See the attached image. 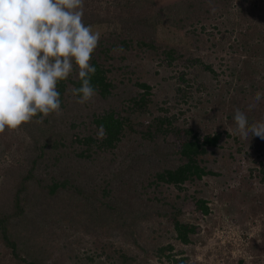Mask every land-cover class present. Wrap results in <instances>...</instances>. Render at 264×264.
Listing matches in <instances>:
<instances>
[{"label": "rangeland", "instance_id": "1", "mask_svg": "<svg viewBox=\"0 0 264 264\" xmlns=\"http://www.w3.org/2000/svg\"><path fill=\"white\" fill-rule=\"evenodd\" d=\"M194 5L193 25L185 28L197 36L192 56L171 64L159 57L150 60V84L157 104L143 120L168 119L170 126L161 131L148 124L135 126L137 131L157 135L158 145L153 147L143 140L130 141L147 155L160 144L179 150V140H188L181 134L184 129L200 136L218 134L217 145L204 157L213 174L183 184L182 190L150 186L140 202L131 194L123 203L117 202L120 211L103 207L98 213L94 200L98 196L87 199L72 190L82 179L87 184V174L81 165L84 160L73 152L77 146L70 141L74 134H86L84 127L92 114L119 108L120 99L104 100L96 95L80 104L68 86L60 114L50 121L57 143L54 150L45 148L43 162L34 171L43 178L45 172L57 171L56 178H67L68 185L49 195L43 187L50 184L48 177L41 187L27 180L20 202L24 212L10 220L8 229L21 258L35 264H264V184L259 177L264 139L242 138L233 119L239 108L249 124L264 120V99L249 110L255 93L264 92V1L195 0ZM117 11L115 7L114 13ZM130 15L135 17L138 12L130 11ZM249 55L256 57L245 73L242 61ZM29 138L22 129L0 133V215L17 211L13 202L16 190L35 155L27 148ZM61 152L69 153L66 161L53 165L54 155ZM178 159L173 154L153 166L174 167ZM135 173L140 171L132 169ZM118 196L113 188L112 197L109 194L105 199L115 205ZM198 200L204 201L207 214L198 211ZM177 208L179 220L195 227L187 244L176 238L169 222ZM159 249H164L160 257L156 254ZM0 264H25L13 258L1 237Z\"/></svg>", "mask_w": 264, "mask_h": 264}, {"label": "trees", "instance_id": "2", "mask_svg": "<svg viewBox=\"0 0 264 264\" xmlns=\"http://www.w3.org/2000/svg\"><path fill=\"white\" fill-rule=\"evenodd\" d=\"M194 1L84 0L83 22L85 25L91 26L94 33L98 32L100 35L98 46L90 60V65L96 68L95 74L91 75L90 82L97 89V96L102 99L113 100L115 97L120 99L119 108L108 109L103 115L92 114L89 124L84 127L86 134H74L70 141V145L77 146V148L74 147L73 152L78 158L84 160L81 165L86 168L87 174L84 177L87 184L82 179L78 188L74 186L72 190L77 196L87 199L98 196V199L94 198L98 202V213L103 207L112 208L116 212L120 211L121 209L117 210L119 202L123 203L125 197L131 194L139 201L140 197L149 194L147 188L150 186L158 188L161 185H167L182 190L183 184L213 174L211 170L207 169L204 157L210 153L209 148L217 145L218 134L200 136L190 129H184L181 134H186L188 140H179L180 148L176 150L173 146L164 147L161 144L158 148H152L158 145L155 141L157 135L150 130L142 132L135 129L136 125L148 124V128L155 127L156 131L157 129L161 131L168 125L170 126L168 119L154 118L152 122L143 120L157 104L153 85L150 84L153 82L149 76L152 67L150 64H152V59L157 57L163 58L171 64L186 55L192 56V49L198 40L194 30L185 31V28L188 25H193L191 14H194L193 9L196 8ZM109 5H111L110 8ZM113 5L112 13L108 14ZM149 6H153V9H146ZM105 7L109 9L104 10ZM115 7L118 11L114 13ZM130 11L138 12V15L132 17ZM117 46H122L124 52H113L112 50ZM245 49L251 50L246 46ZM254 57L256 56L249 55L246 57L247 59H244L245 61H242L245 73V70L252 65ZM206 68L211 70L210 67ZM150 79L151 81H149ZM81 83L78 71L74 69L66 80L59 81L57 84L60 100L68 86L70 94L73 95L72 89L79 88ZM54 116L55 113L50 114L43 118L42 123L38 124L36 123L40 119V114H38L30 122L18 128L30 137L28 141L24 140L29 142L27 148L32 154L35 152V155L31 154L29 166L16 190L13 202L17 211L10 215H0V237L4 245L10 250L13 258L25 264L35 263L28 262L19 256L16 244L11 240L8 229L10 220L24 212L20 202L21 194L26 189L27 180H33L41 187L44 185L42 183L45 178L48 177L50 184H45L43 187L49 195H54L60 188L65 189L69 181L67 178L57 179V171H54L53 174L45 172L44 178L34 175V171L39 169L43 162L42 156L45 148L53 149L52 146L57 143L50 124ZM100 125H103L106 130V137L103 139L97 137ZM130 140L147 142L152 146L150 152L146 155L143 151H139L138 144L132 143L131 145ZM61 147L64 148V144ZM79 147L82 148L79 150ZM132 149L134 150L131 151ZM68 154V152L56 153L53 165L58 161L65 162ZM173 154L179 156L178 165L174 167L170 165L169 167L153 166L157 161L163 163L165 158ZM103 169L107 171L104 172ZM132 169H137L140 173L134 175ZM259 173L260 181L264 184V163H261ZM116 179L119 183L115 182ZM145 180H147L146 185H144ZM88 186H92V188ZM113 188L117 190V195L120 194L119 201L116 200L115 203H118L115 205H112L109 199H105L109 194L112 197ZM197 205L200 213L204 215L208 213V208L204 205L203 200H198ZM179 214L180 211L177 208L170 214L169 222L176 238L183 244H187L189 235L194 233L195 227L182 223L179 220ZM163 253L164 249L156 251L159 257ZM123 259L126 260L124 256Z\"/></svg>", "mask_w": 264, "mask_h": 264}, {"label": "clouds", "instance_id": "3", "mask_svg": "<svg viewBox=\"0 0 264 264\" xmlns=\"http://www.w3.org/2000/svg\"><path fill=\"white\" fill-rule=\"evenodd\" d=\"M84 0H0V133L17 130L40 114L36 123L61 112L59 81L78 71L81 86L72 94L84 104L97 95L91 84L96 68L90 65L100 35L83 22ZM113 52L123 53L122 46ZM264 99L257 91L255 103ZM236 133L264 139V120L249 124L235 110ZM97 137H106L103 125Z\"/></svg>", "mask_w": 264, "mask_h": 264}]
</instances>
